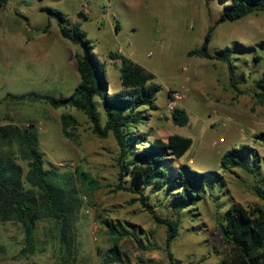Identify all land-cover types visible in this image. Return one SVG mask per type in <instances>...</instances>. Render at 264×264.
I'll use <instances>...</instances> for the list:
<instances>
[{"label": "rangeland", "instance_id": "obj_1", "mask_svg": "<svg viewBox=\"0 0 264 264\" xmlns=\"http://www.w3.org/2000/svg\"><path fill=\"white\" fill-rule=\"evenodd\" d=\"M43 8L61 10L71 21L82 24L106 65L110 92L123 89L121 60L113 59L111 52L129 56L155 74V82L162 87L157 95L159 109L149 112V120L140 131L150 130L151 139L168 140L172 134L192 137V147L174 164L214 171L222 181V186L215 187L194 210L184 213L172 249L181 264H217L231 252L217 225L231 202H240L249 209L255 205L264 208V200L254 190L258 181L264 185V104H257L251 92L236 96L229 85L225 63L188 55L190 49L202 44L223 4L219 0H9L0 10V125L35 124L46 167H58L63 172L82 166L102 185L92 197L82 195L83 205L75 221L76 254L71 264H105V254L113 246L101 222L105 218L131 223L146 246L139 247L133 237H125L120 248L126 262L112 264H167L166 227L156 223L153 214L138 200V194L115 190L121 171L115 137L100 138L87 116L74 108H55L38 99L5 98L9 93L33 91L70 96L80 82L75 56L78 47L62 37L55 16H51L50 31L43 32L50 17ZM79 11L87 19L79 16ZM26 29L32 30L36 38L46 39L48 45L40 44L26 56L15 53L8 44L10 34ZM263 41L264 11H260L219 24L210 50L215 52L237 42L254 46L257 53L264 55V46L260 45ZM238 56L239 70L249 77L243 87L251 90L254 79L264 72V58L257 62L249 51ZM171 91L183 96L175 107L188 111L190 122L186 126L176 125L171 117ZM64 112L73 113L80 121L75 141L62 134ZM242 145H249L255 154L252 159L258 164L257 172L222 167L224 154ZM19 162L27 169L24 160ZM146 193H150L158 215L173 218L165 192L151 193L148 188ZM36 236L37 251L16 259L25 246L23 227L19 222L0 221V264L62 262L55 222L40 221Z\"/></svg>", "mask_w": 264, "mask_h": 264}, {"label": "trees", "instance_id": "obj_2", "mask_svg": "<svg viewBox=\"0 0 264 264\" xmlns=\"http://www.w3.org/2000/svg\"><path fill=\"white\" fill-rule=\"evenodd\" d=\"M223 4L218 19L212 23L202 44L188 51L189 56H197L225 63L229 73V85L236 96L251 92L257 104H264V72L255 78L251 90L243 85L249 77L239 70L238 54L253 52L255 61L264 58L254 46L233 43L217 51L210 50L214 31L225 21L242 19L249 14L264 11V0H219ZM8 0H0L2 9ZM50 17L43 31L49 32L52 17L58 19L60 34L78 47L76 52L80 82L70 96L57 97L52 94L29 92L9 93L6 99H38L55 108L70 107L84 113L91 128L100 138L113 135L119 147L121 166L120 182L115 190H126L139 195L138 200L151 212L158 225L166 227L164 249L167 264H181L172 249L179 236L184 213L191 212L211 195L215 187H221V176L214 171H198L189 164H174L192 147L193 138L172 134L168 140L161 137L151 139L150 130L140 131L142 124L149 120V112L159 109L157 95L161 85L155 82V74L131 57L111 52L113 59L121 60V81L123 89L110 92L107 68L95 52L93 41L88 38L78 21H71L67 15L55 8H43ZM78 15L87 19L82 11ZM264 46V41L260 43ZM173 92V91H171ZM171 117L176 125L186 126L190 115L183 107H175ZM79 119L71 112L61 115L62 134L76 140ZM264 136V134H261ZM255 154L249 145L228 150L221 165L223 168H242L257 172L258 164L252 159ZM27 163V169L19 162ZM129 178V179H128ZM129 183V185H126ZM102 187L100 181L82 166L73 171H61L58 167H46L45 154L40 148L39 129L33 123L21 126L15 123L0 125V221L21 223L25 234V246L16 259L34 254L38 248L37 228L40 221L53 220L59 229L62 262L71 264L76 254L75 221L83 205L82 195L92 197ZM165 192L173 218L163 217L155 212L150 193ZM256 194L264 200V185L259 181L254 185ZM113 246L107 250L105 264L126 262L120 242L125 237H133L139 247L146 248L141 237L131 223L101 221ZM217 225L223 239L230 245L231 252L217 264H264V208L255 205L247 208L240 202H231ZM127 264V263H126ZM150 264H163L153 262Z\"/></svg>", "mask_w": 264, "mask_h": 264}, {"label": "crops", "instance_id": "obj_3", "mask_svg": "<svg viewBox=\"0 0 264 264\" xmlns=\"http://www.w3.org/2000/svg\"><path fill=\"white\" fill-rule=\"evenodd\" d=\"M44 33H47V32H44ZM13 36L15 37L10 38ZM10 37H9L8 44L12 47L13 51L15 53L16 52L22 53L25 56L34 53L37 46L40 44H42L43 47H46L48 45V41L46 39H43V37L36 38L32 30L30 29L18 31V33L14 32L10 34Z\"/></svg>", "mask_w": 264, "mask_h": 264}, {"label": "built area", "instance_id": "obj_4", "mask_svg": "<svg viewBox=\"0 0 264 264\" xmlns=\"http://www.w3.org/2000/svg\"><path fill=\"white\" fill-rule=\"evenodd\" d=\"M182 98L183 96L179 91H173L169 107L171 109H174L177 102L181 100Z\"/></svg>", "mask_w": 264, "mask_h": 264}]
</instances>
